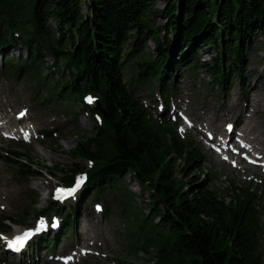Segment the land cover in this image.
I'll return each instance as SVG.
<instances>
[{
  "label": "trees",
  "instance_id": "obj_1",
  "mask_svg": "<svg viewBox=\"0 0 264 264\" xmlns=\"http://www.w3.org/2000/svg\"><path fill=\"white\" fill-rule=\"evenodd\" d=\"M161 1L162 9L155 0H0V28H17L29 36L31 56L46 51L57 63L65 60L71 70H78L70 88L57 87L60 95L74 97L87 87L97 90L101 85L109 90L104 95L108 123L103 129L95 127L94 137L80 132L72 154L100 165L94 174L99 186L111 180L123 183L125 176L135 172L142 190L151 182L155 194L148 204L150 215L135 207L128 213L134 224L131 246L148 256L146 263L156 257L157 264H264V225L253 205L256 196L246 188L240 197H221L203 170L202 151L176 135L172 143L164 141L146 125L122 82L129 62L125 47L130 45L135 57L142 40L154 39L156 71L167 75L178 64L176 57L183 60L189 51L192 55L210 44L217 55L205 68L214 76L221 74L215 82L227 86L232 73H242L244 45L254 27L264 34V0ZM159 18L166 20L165 25L156 26ZM50 20L57 26V35ZM232 52L240 64L226 72L223 60L231 65ZM80 78L86 81L83 88H79ZM76 169L77 165L51 168L61 173ZM128 200L133 202L130 196ZM139 214L146 217L141 228Z\"/></svg>",
  "mask_w": 264,
  "mask_h": 264
},
{
  "label": "rangeland",
  "instance_id": "obj_2",
  "mask_svg": "<svg viewBox=\"0 0 264 264\" xmlns=\"http://www.w3.org/2000/svg\"><path fill=\"white\" fill-rule=\"evenodd\" d=\"M156 6L158 8H164V2L160 0H155ZM84 14L88 15V10L86 4H84ZM157 25H164L166 23L165 20L159 18L155 21ZM165 33L162 34V36ZM254 37L251 38L252 44L256 47L253 49L250 47H246L248 49V58L246 61V71L245 75L242 77L236 76L234 78V84L231 89L230 95L226 96L229 98H234L240 94L242 87H247L249 91L252 92V94L256 93H264V35L262 34V31L258 28H256L255 33L253 34ZM143 51H148L150 54L153 55V51L155 49V44L153 42L143 43L142 44ZM22 52V51H21ZM19 50H11L10 55L18 57L21 53ZM23 55H26V51L22 52ZM198 57H200L203 62H209L211 58L215 55L214 52L208 53L206 49H201L198 52ZM1 62V57H0ZM53 63V60L50 58L46 59V64ZM62 65V71L66 72L67 67L66 63H61ZM49 74V72H46V75ZM183 74V73H182ZM50 75V74H49ZM51 77V75H50ZM59 78V77H56ZM52 79V77H51ZM6 83L5 79L0 75V100L4 102L6 100V94H9L10 96L13 94H21L22 96H29L30 95V84L27 82H13ZM185 86L191 91L192 93V103L195 107H198L200 109H208L211 110V107L213 104L220 105L219 100L224 99L225 97H213L212 95H217L219 92V88H216L212 92V79L211 77H208L204 70L201 68L194 71V73L189 74L186 76V80L184 81ZM243 84V85H241ZM213 93V94H212ZM144 96L146 93L143 94ZM212 96V97H211ZM217 100H216V99ZM32 100H30L31 102ZM210 102V103H209ZM242 107L245 105L243 102L241 103ZM76 109L80 110L81 106L79 104L76 105ZM35 112L37 115L42 116V118L45 121V124L48 123V118L50 116H59L58 113H51L46 117H44L41 112L35 108ZM62 119V118H60ZM261 123V119H258ZM79 124L81 129L86 131H92L93 128V122L87 118L86 116H79ZM262 127H264V123H261ZM61 137V136H60ZM60 137L58 139H52L51 143H46L42 145H38L34 147L33 149H30L31 155L34 157L36 161L39 163L45 164L48 167H52L53 165L59 164L64 166H70L74 164V161L72 159L71 151L76 145V139L67 137L60 140ZM208 161L211 163V170L212 173L215 174L217 177V185L218 186H226L228 180H234L238 185H242V178L241 176L233 172L228 167H222L219 166V163H214L212 158L208 155ZM222 178L220 179V177ZM10 180H13V177L9 176ZM126 182L128 185H130V189L136 194V197L138 198L137 202L139 204V207L145 210V212L148 214L147 207L145 206V203L141 200L142 191L139 188L138 184L135 183L134 179L130 176H126ZM10 188L13 190L16 197H14L17 201L24 200V204L22 208L20 209L19 213L23 217V220H27L28 222L32 221L34 218V213H36L38 210H42L46 208L48 205V199H47V193L46 189L43 188V180L39 176H29L25 181L18 182V181H12L9 184ZM25 187H28L32 189L37 196V204L31 205L29 199L25 198ZM223 187V188H224ZM150 192L147 191L143 198L145 200H148L150 197ZM16 203H13V206ZM11 209L16 210V207H11ZM101 225L95 226V227H89L90 234L94 233V236L96 238H102L106 234L110 236V238L113 236L115 238V244L114 246L109 250V258H122L126 254L125 249L122 246V242L118 240L116 233L120 228V223L117 219L112 218V221L110 219H105L103 217L101 219ZM90 221V220H89ZM32 223V222H31ZM30 223V224H31ZM138 257L141 260L146 259V255L140 253ZM120 260V259H118ZM111 262V263H110ZM119 264H129L125 260H122V262L118 261ZM102 264H113L111 260L101 262ZM115 264V263H114Z\"/></svg>",
  "mask_w": 264,
  "mask_h": 264
},
{
  "label": "snow or ice",
  "instance_id": "obj_3",
  "mask_svg": "<svg viewBox=\"0 0 264 264\" xmlns=\"http://www.w3.org/2000/svg\"><path fill=\"white\" fill-rule=\"evenodd\" d=\"M85 99H86V101L88 103H92L93 102V98L90 97V96L86 97ZM21 115H23V113ZM82 180H83V177H80V178L77 179L76 187L80 186V183H81ZM57 191L58 192H64L65 190L64 189H57ZM74 191H75V188L68 190L69 194L71 192H74ZM31 234L32 233L29 232V233H25L24 236H22V237H16L15 241L11 242L9 246L16 248V250H19V247L23 245V243L26 241L27 237L30 236Z\"/></svg>",
  "mask_w": 264,
  "mask_h": 264
},
{
  "label": "bare ground",
  "instance_id": "obj_4",
  "mask_svg": "<svg viewBox=\"0 0 264 264\" xmlns=\"http://www.w3.org/2000/svg\"><path fill=\"white\" fill-rule=\"evenodd\" d=\"M253 107H256L257 111L261 110L264 113V93H259V95H255L253 97ZM235 104L232 105L234 107ZM257 124L253 125V128H251L250 133H252L256 129ZM41 188V186H40Z\"/></svg>",
  "mask_w": 264,
  "mask_h": 264
}]
</instances>
